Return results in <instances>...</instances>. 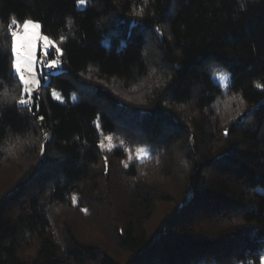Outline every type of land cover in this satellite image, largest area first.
Wrapping results in <instances>:
<instances>
[{"label": "trees", "instance_id": "1", "mask_svg": "<svg viewBox=\"0 0 264 264\" xmlns=\"http://www.w3.org/2000/svg\"><path fill=\"white\" fill-rule=\"evenodd\" d=\"M24 19L57 41L62 68L21 105L9 25ZM142 83L138 103L117 89ZM110 138L151 158L125 168ZM169 145L179 196L151 183ZM8 154L26 162L0 186V264H260L264 0H0V162ZM115 168L126 178L111 191ZM91 200L105 208L97 232L71 214L95 216Z\"/></svg>", "mask_w": 264, "mask_h": 264}, {"label": "rangeland", "instance_id": "2", "mask_svg": "<svg viewBox=\"0 0 264 264\" xmlns=\"http://www.w3.org/2000/svg\"><path fill=\"white\" fill-rule=\"evenodd\" d=\"M78 6H84V5L78 4ZM39 24H40V22H39ZM15 32H19L20 34H23V21L19 22V30L15 31ZM36 33H37V35L35 37V44H36L37 54L39 55L40 60L41 61L46 60V59L47 60H55L56 61V67L55 68H49V67H41V65H37L36 70L31 72V73L27 69H25L24 73H23L24 78L27 81V84H25L23 81L20 80V74H18L16 72L15 68L12 66V69L16 73L18 80L22 86V97H20L19 101L21 99H24L27 101V103L32 102L34 100V95L37 94L36 88L40 87L43 83L48 82V79H49V76L51 73L58 72L62 68V61H61L62 50H61L59 44L57 43V41L55 39H53L52 37H50L49 35L44 34L41 31V24H40V28L36 30ZM45 36H47L48 39L53 42V45L50 46V48H49V55L48 56L42 55V53L44 51V43H45L44 37ZM56 47H58L60 49L59 53L55 52ZM11 48H12V43H11ZM13 60H14V57L12 59V65H13ZM43 73H47V75L44 76L43 79H41V76ZM212 78H213L214 82L217 83L218 85H220L222 88L227 87L228 76L225 72H223V71L215 72L212 75ZM144 87H146V86H144L142 83L139 86H136V85L132 86L131 85L128 88H125L124 86L120 85V88H117V89H118V92L120 94H122L125 99L131 100L135 103H138L137 100L141 99L142 95L145 94V88ZM26 89L28 91H26ZM52 96L55 100L63 101L61 94L56 90L52 91ZM57 97H58V99H57ZM71 100H73V101L77 100L76 95L73 94L71 96ZM138 105L139 104H137V106ZM133 128L134 127H131V129H133ZM130 146H131L130 144L123 142V140H117L115 142V141H112L110 138L107 142V148H119L120 147L128 154L127 159L124 162H122L123 166L125 164L130 165V163L132 162L133 159L143 160V159L151 158L152 150L149 147H147V146H138V147L135 146L134 151L131 152V150L129 148ZM145 152L147 153V155H144ZM177 152H178V147H177ZM177 152H176V147H173V145H169L166 148V150L164 151L165 163L163 164V169L160 168L159 170L153 172L154 175L152 174V176H151L152 177L151 183L153 184V186L156 190V193H160L163 191H165V192L175 191L178 194V196L180 195V187H179L180 178L177 175L178 171H176L175 179L177 177L179 179V182H177L176 186L174 185V182H173L175 179L171 178V175H170L171 173L169 172V170H171V168L169 169V167H171L169 165V163H171V161L169 159H174L175 153H177ZM15 155L8 154L7 156L4 157L2 162H0V186L10 182L14 177L18 176L19 173L21 172V170L23 169V166H24L23 164H24V162H26L25 155L23 158H17ZM140 157H142V158H140ZM28 162H29V160H28ZM164 168L166 170H164ZM115 170H116V168L113 169V171H112V173H113L112 177L105 183V187H107V189H109L111 191H116L120 185L122 186V183H123V181H125V178H126L119 171L116 172ZM131 195L135 199L134 206L137 210L142 211L148 207H149L148 209H150L148 202L144 199L143 195H140V192L138 190H135L133 192V194H131ZM155 196H156V194H155ZM153 200H155V199H153ZM158 203L160 205L162 202H158ZM89 206L93 208L92 213L95 215L92 218L90 217L89 211L87 208H83V210H81V213H79L80 211L79 212L73 211V212H71V214L74 216H77V218H75L76 220L79 219V216L81 218L83 217L82 218L83 223H80V222H78V223L84 225L86 227L85 229H87L88 224H90L88 227H91V229L93 231L97 232V228L102 230L101 227L103 228V226L100 225V223H101V217L103 216L104 211H105L104 206H102L100 204H96L95 200H91ZM224 208L225 207H222L221 209H224ZM98 222H99V224H98ZM216 223L217 224H215L214 226L209 227V229H213L214 232L219 233L217 231L218 230L217 228L220 227V225H222L221 224L222 222H216ZM103 237H105V236H103ZM212 239H213V237H212ZM102 243L109 244L106 240H102ZM216 249L218 250L219 248H216ZM223 251H224V249L222 246L221 250H218V253L223 252Z\"/></svg>", "mask_w": 264, "mask_h": 264}, {"label": "snow or ice", "instance_id": "3", "mask_svg": "<svg viewBox=\"0 0 264 264\" xmlns=\"http://www.w3.org/2000/svg\"><path fill=\"white\" fill-rule=\"evenodd\" d=\"M87 0H77V3L80 5H85ZM19 26V22L17 20H13L12 24L9 27ZM40 28V24L38 21L33 19H24L23 20V34L19 32H13L12 35V48L11 53L14 57L13 67L16 72L20 74V80L27 84V81L24 78V70L27 69L30 73L36 70L37 65H41V67H49L55 68L56 61L55 60H43L41 61L39 55L37 54L35 37L37 35L36 30ZM44 51L42 55H49V48L53 45V42L48 39L47 36L44 37ZM55 52L59 53L60 49L58 47L55 48ZM47 73H43L41 79L46 76ZM26 91H28L26 89ZM58 99V97H57ZM19 104L26 105L27 101L21 99ZM42 120L43 117L41 116ZM227 134V133H226ZM144 155H147L145 152ZM142 158V157H140ZM129 165L125 164L124 167L127 168ZM75 202V199L73 200ZM260 264H264V256L260 257Z\"/></svg>", "mask_w": 264, "mask_h": 264}, {"label": "built area", "instance_id": "4", "mask_svg": "<svg viewBox=\"0 0 264 264\" xmlns=\"http://www.w3.org/2000/svg\"><path fill=\"white\" fill-rule=\"evenodd\" d=\"M10 29H11L12 32H15V31L19 30V26L18 27L17 26H13V27H10Z\"/></svg>", "mask_w": 264, "mask_h": 264}, {"label": "crops", "instance_id": "5", "mask_svg": "<svg viewBox=\"0 0 264 264\" xmlns=\"http://www.w3.org/2000/svg\"><path fill=\"white\" fill-rule=\"evenodd\" d=\"M38 88V87H37ZM37 88H36V90H37Z\"/></svg>", "mask_w": 264, "mask_h": 264}]
</instances>
